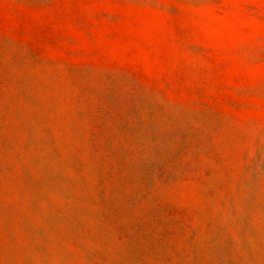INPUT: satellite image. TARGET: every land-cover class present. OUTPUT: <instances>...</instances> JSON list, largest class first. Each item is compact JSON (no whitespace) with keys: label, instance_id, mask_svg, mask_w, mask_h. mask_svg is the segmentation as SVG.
Returning a JSON list of instances; mask_svg holds the SVG:
<instances>
[{"label":"rangeland","instance_id":"obj_1","mask_svg":"<svg viewBox=\"0 0 264 264\" xmlns=\"http://www.w3.org/2000/svg\"><path fill=\"white\" fill-rule=\"evenodd\" d=\"M0 264H264V0H0Z\"/></svg>","mask_w":264,"mask_h":264}]
</instances>
